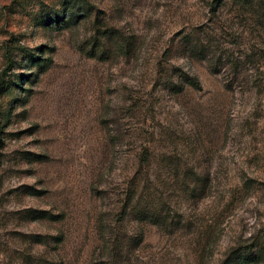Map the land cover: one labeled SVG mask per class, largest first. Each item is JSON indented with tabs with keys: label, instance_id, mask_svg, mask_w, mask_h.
I'll return each mask as SVG.
<instances>
[{
	"label": "rangeland",
	"instance_id": "374dc122",
	"mask_svg": "<svg viewBox=\"0 0 264 264\" xmlns=\"http://www.w3.org/2000/svg\"><path fill=\"white\" fill-rule=\"evenodd\" d=\"M0 130V264H117V229L143 232L131 264H243L264 246V0H0Z\"/></svg>",
	"mask_w": 264,
	"mask_h": 264
},
{
	"label": "trees",
	"instance_id": "16d2710c",
	"mask_svg": "<svg viewBox=\"0 0 264 264\" xmlns=\"http://www.w3.org/2000/svg\"><path fill=\"white\" fill-rule=\"evenodd\" d=\"M244 3L251 5L254 3V0H242ZM187 83L193 87H201L200 82L197 78L194 77H190L188 76L186 78ZM1 131V130H0ZM143 198H139L136 199V196L133 195L132 197H130V199L128 200V204L127 207H129L130 204H133L132 208H133V213L136 216V219L141 221V222H147L153 225H159V226H164L165 224H167L168 218L166 216H163L159 211H157L154 206L152 207L151 205H148V203L143 202ZM147 202V201H146ZM126 207V208H127ZM126 208H123L122 212L119 214V217L117 219V223L123 219L124 213L126 211ZM125 209V210H124ZM117 228H118V224H117ZM106 235V234H105ZM103 236V239H107V243L109 244L108 241H110V243H112L115 239V236H111L109 238H106V236ZM138 236H140L141 239H139V242L143 241V232H141L140 234H136V236H132L128 234L127 235H122L118 232L117 229V264H131L132 263V259L125 256V252H124V247H125V239H135L138 238ZM62 241V240H59ZM259 253L257 255H251L250 257H246L243 264H251L253 262H264V260H262L263 258H261V256L264 253V246H259ZM37 264H64L62 261L59 262L57 260H51V259H43L41 260L39 263Z\"/></svg>",
	"mask_w": 264,
	"mask_h": 264
}]
</instances>
